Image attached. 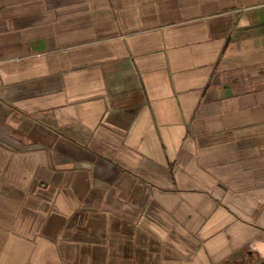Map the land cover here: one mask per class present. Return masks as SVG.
<instances>
[{
	"label": "crops",
	"instance_id": "crops-1",
	"mask_svg": "<svg viewBox=\"0 0 264 264\" xmlns=\"http://www.w3.org/2000/svg\"><path fill=\"white\" fill-rule=\"evenodd\" d=\"M0 264H264V0H0Z\"/></svg>",
	"mask_w": 264,
	"mask_h": 264
}]
</instances>
